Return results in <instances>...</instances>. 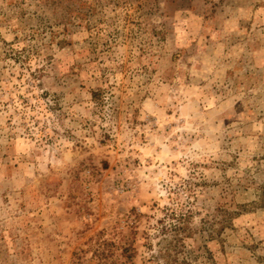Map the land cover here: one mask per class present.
<instances>
[{"label":"rangeland","instance_id":"1","mask_svg":"<svg viewBox=\"0 0 264 264\" xmlns=\"http://www.w3.org/2000/svg\"><path fill=\"white\" fill-rule=\"evenodd\" d=\"M0 264H264V0H0Z\"/></svg>","mask_w":264,"mask_h":264}]
</instances>
